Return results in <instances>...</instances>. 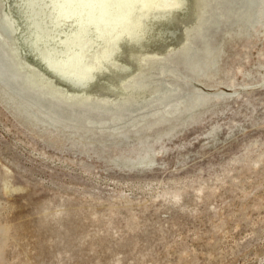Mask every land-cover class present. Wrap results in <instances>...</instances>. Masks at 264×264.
<instances>
[{"label": "rangeland", "instance_id": "rangeland-1", "mask_svg": "<svg viewBox=\"0 0 264 264\" xmlns=\"http://www.w3.org/2000/svg\"><path fill=\"white\" fill-rule=\"evenodd\" d=\"M185 1L80 102L0 0V264H264V0Z\"/></svg>", "mask_w": 264, "mask_h": 264}, {"label": "bare ground", "instance_id": "bare-ground-1", "mask_svg": "<svg viewBox=\"0 0 264 264\" xmlns=\"http://www.w3.org/2000/svg\"><path fill=\"white\" fill-rule=\"evenodd\" d=\"M185 4V0H18L25 45L44 66L42 71L72 88L74 94L66 98L80 102L89 100L88 90L103 75L123 80L132 73L134 67L122 63V58L130 50L143 51L155 23L170 22ZM4 13L0 23L8 22L4 30L15 35L21 27L10 12ZM19 46L11 49L12 57L25 70V80L49 95L65 97L43 80L40 66L22 64Z\"/></svg>", "mask_w": 264, "mask_h": 264}]
</instances>
